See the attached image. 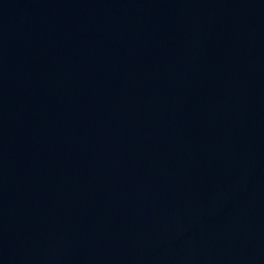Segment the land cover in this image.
<instances>
[{"label": "water", "instance_id": "water-1", "mask_svg": "<svg viewBox=\"0 0 264 264\" xmlns=\"http://www.w3.org/2000/svg\"><path fill=\"white\" fill-rule=\"evenodd\" d=\"M0 264H264V0H0Z\"/></svg>", "mask_w": 264, "mask_h": 264}]
</instances>
